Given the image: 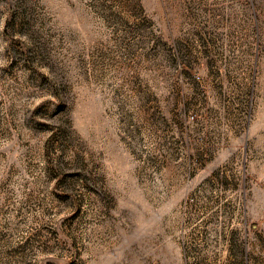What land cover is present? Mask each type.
<instances>
[{"label": "rangeland", "instance_id": "374dc122", "mask_svg": "<svg viewBox=\"0 0 264 264\" xmlns=\"http://www.w3.org/2000/svg\"><path fill=\"white\" fill-rule=\"evenodd\" d=\"M0 264H264V0H0Z\"/></svg>", "mask_w": 264, "mask_h": 264}]
</instances>
